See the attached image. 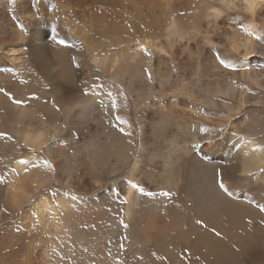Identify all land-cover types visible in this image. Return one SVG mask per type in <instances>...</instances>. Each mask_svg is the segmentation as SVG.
<instances>
[{
    "label": "bare ground",
    "instance_id": "6f19581e",
    "mask_svg": "<svg viewBox=\"0 0 264 264\" xmlns=\"http://www.w3.org/2000/svg\"><path fill=\"white\" fill-rule=\"evenodd\" d=\"M262 35L264 0H0V84L13 68L44 84L31 103L0 94V129L18 138L0 137V202L19 210L55 179L97 192L113 180L122 213L104 191L40 194L35 229L76 263L264 264ZM60 112L64 124L49 120ZM237 175L241 195L225 186ZM120 216L129 250L113 263ZM27 245L5 264H47Z\"/></svg>",
    "mask_w": 264,
    "mask_h": 264
},
{
    "label": "rangeland",
    "instance_id": "374dc122",
    "mask_svg": "<svg viewBox=\"0 0 264 264\" xmlns=\"http://www.w3.org/2000/svg\"><path fill=\"white\" fill-rule=\"evenodd\" d=\"M14 23L20 24L18 19H14ZM10 58H7V61L9 64L10 63ZM8 75H5L3 78L6 80L0 84V94H6L13 97L14 101V95L17 94L16 100H19V102L22 103H31L32 100H39L44 97L43 94V88L44 84L42 83L41 86H35V79H32L33 76L30 78H26L23 75L22 71L19 69L13 68ZM107 79V78H106ZM105 78H97L96 81L93 83V88H97L99 86H104L106 85L109 81L106 80ZM12 80L17 81L19 83L18 87L12 86ZM19 80V81H18ZM121 93L122 89H119L117 91H114L113 94V100H114V108L116 112H118V109L122 103L121 101ZM102 98H106L108 95L106 94H101ZM130 100L129 95H128V101ZM33 102V101H32ZM36 102V101H34ZM130 102V117H126L125 124L128 126V128L131 131L136 132L138 128V121L137 117L134 113L135 110V103L133 100L129 101ZM37 103V102H36ZM133 103V104H132ZM2 109L0 108V112ZM247 111L245 110L244 113ZM255 114V113H254ZM50 121H59L60 123L64 124V119L61 114V112L53 117H48ZM2 124V121H1ZM133 129V130H132ZM0 137L2 136H8L11 134L9 130L6 129H0ZM12 137V141H15L18 143V138L16 136V139L14 136L10 135ZM226 136H229V133L226 134ZM20 143V142H19ZM18 145V144H17ZM23 146V145H22ZM24 155L26 153L32 152L31 149L29 148H24ZM21 156L17 155L16 159H19ZM37 158L41 159L43 163L45 161L48 162V165L46 166L49 170H52L51 167V161L47 157L45 151H41L37 153ZM1 160V156H0ZM45 164V163H44ZM2 171L0 172V177L5 176V172L7 171V167L3 166ZM53 171V170H52ZM51 171V172H52ZM244 181L245 179L243 177L237 176H229L226 177L225 179V186L227 188H230L233 191H236L239 195L244 193ZM118 190V184L113 182V180H108L105 182V184L98 190L107 192L109 196L108 205L112 203H117L120 205V212L122 213L123 210L126 208V204L121 202V197L118 195L119 193L117 192ZM60 191L64 195H71L74 198H78V200H82L83 198L81 196H86V195H97V190H81L74 188L70 185H66L64 183L57 182L56 179L52 181L51 184L47 185L45 189H40L37 191L35 196L21 209L19 210H12L11 207L8 205L4 204L3 202H0V210L5 211L8 213V216L5 218L0 219V264H5L6 261L9 262L8 259H10V256L15 254V252L23 253L25 252V248H27V244L33 243L35 246V253L41 254L44 253L47 264H89V263H83V262H78L76 263L72 257H70L67 253V250H65L62 236L58 235H53V239H47L45 237V234L42 233L39 230H36L35 227L39 226L38 224V217L37 214L35 213V206L36 203L38 202V199L41 197L42 194H50L51 200L53 203L58 204V196L56 195V192ZM41 194V195H40ZM79 197L81 199H79ZM120 198V199H119ZM88 202V201H85ZM124 208V209H123ZM32 210V211H31ZM31 211L33 214V226L30 228L26 227V219L28 218V212ZM123 217L120 216V225H119V231L115 233V235L108 236V245H109V253L114 255V262L113 263H121L122 260H126L127 258V241L129 238V234L127 231V226L124 220H122ZM59 223L62 222V218L59 216ZM60 225V224H59ZM32 229V230H31ZM14 233V236L9 237V233ZM123 234V235H122ZM16 235V236H15ZM12 238V241H10L8 238ZM128 237V238H127ZM26 239V240H25ZM15 241V242H14ZM12 242V243H11ZM55 245V246H54ZM62 245V246H61ZM47 246V247H46ZM126 249V250H125ZM22 250V251H21ZM129 250V249H128ZM123 253V254H122ZM192 255V254H191ZM238 255L242 261L245 258L244 253L238 252ZM19 257V254L18 256ZM193 257V258H192ZM193 261H192V260ZM190 262L194 264H204L200 260L199 256L197 255L196 258L194 256H191ZM132 260V259H131ZM121 261V262H120ZM135 264V262H133ZM11 264V263H10ZM14 264V262H12ZM91 264V263H90ZM93 264H98V263H93Z\"/></svg>",
    "mask_w": 264,
    "mask_h": 264
},
{
    "label": "snow or ice",
    "instance_id": "6c2138e0",
    "mask_svg": "<svg viewBox=\"0 0 264 264\" xmlns=\"http://www.w3.org/2000/svg\"><path fill=\"white\" fill-rule=\"evenodd\" d=\"M142 50L146 54H150V53H147V49L146 48H142ZM221 63H224V61L222 60ZM0 135H2V134H0ZM24 163H26V162H24ZM44 163H45L46 166H50V165H48V162L47 161H45ZM133 187H138V186L134 184ZM221 187H223V185H221ZM140 191L143 192V189H140ZM149 194L151 195V193H149ZM161 195H169V193H161ZM198 223H199V221H198Z\"/></svg>",
    "mask_w": 264,
    "mask_h": 264
}]
</instances>
